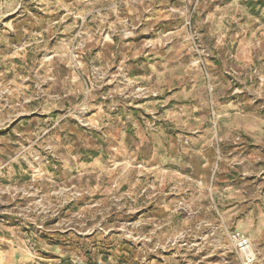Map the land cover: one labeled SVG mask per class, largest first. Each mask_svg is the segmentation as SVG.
Here are the masks:
<instances>
[{"label":"rangeland","instance_id":"rangeland-1","mask_svg":"<svg viewBox=\"0 0 264 264\" xmlns=\"http://www.w3.org/2000/svg\"><path fill=\"white\" fill-rule=\"evenodd\" d=\"M142 64L164 74L145 112L125 79ZM190 68H208L207 214L172 198ZM263 215L264 0H0V264H241L234 235L264 264Z\"/></svg>","mask_w":264,"mask_h":264},{"label":"crops","instance_id":"crops-1","mask_svg":"<svg viewBox=\"0 0 264 264\" xmlns=\"http://www.w3.org/2000/svg\"><path fill=\"white\" fill-rule=\"evenodd\" d=\"M144 69L148 72L143 73ZM177 70H182V67L179 66ZM158 72L159 70L157 69L156 64L153 66L142 64L140 66H131L127 69L125 75L126 81L130 79L132 82L135 79L138 82L145 83L149 88L146 89L151 91L154 95L153 99L145 100L142 103L141 109L143 112H145V109H152L153 107L158 106V97L156 95L162 91L161 85L163 84L162 80L164 78V74H159ZM168 75V77H172L171 74ZM185 77L187 78H185L183 82H188V88L186 86V88L178 94H175V97L183 96L186 99L190 97L188 103L191 104L184 105L181 108L186 117L187 123H181L183 125V131L177 135L175 142L177 143L178 148L185 149L186 153H189L191 158L184 161L179 160L178 162H175L176 159L173 160L174 164L178 163V166L176 167H178L179 170L177 173H174V178L178 179L179 182L178 186L174 188L175 190L173 193L175 196H172V198L177 200L188 199L189 204L187 207L189 210L191 209L192 212L197 214L198 211L196 209H200L199 213L207 214L213 209L211 187L214 178L212 159L208 158V68H206L205 73L197 68H190ZM149 103H153V106L147 105ZM155 119L157 120V118ZM130 121L131 120L127 118L126 123L128 124ZM187 124L189 127L186 126ZM187 134H189V136H187ZM155 140L160 141L161 137L156 134ZM159 141L158 144L160 143ZM171 145V149H174V144L172 143ZM198 153L203 155V157H198ZM157 179L158 187L159 184L162 185L167 182L164 175L158 176ZM151 194L152 193L149 191L142 193V195H145L146 197H152ZM169 197V195L165 196V192L162 191V189H158V194L154 196L153 205L144 208L145 211L143 208L131 207L132 210L127 213H140L142 210L147 212V214H162L167 209L166 199ZM168 209L170 210L169 207ZM262 224H264V215L261 218V222L260 219L258 221V226ZM47 260L51 261L53 264H88L83 261H73L72 263L71 259L62 256L49 258Z\"/></svg>","mask_w":264,"mask_h":264},{"label":"built area","instance_id":"built-area-1","mask_svg":"<svg viewBox=\"0 0 264 264\" xmlns=\"http://www.w3.org/2000/svg\"><path fill=\"white\" fill-rule=\"evenodd\" d=\"M233 239L236 242V246L238 248L240 263L253 264L254 256L248 239L240 238L237 235H234ZM106 264H112V263L108 262Z\"/></svg>","mask_w":264,"mask_h":264}]
</instances>
